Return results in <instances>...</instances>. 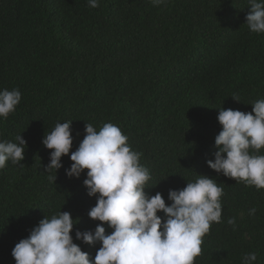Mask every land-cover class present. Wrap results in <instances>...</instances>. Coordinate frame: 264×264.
<instances>
[{"label":"trees","instance_id":"obj_1","mask_svg":"<svg viewBox=\"0 0 264 264\" xmlns=\"http://www.w3.org/2000/svg\"><path fill=\"white\" fill-rule=\"evenodd\" d=\"M249 11V0H99L95 8L88 0H0V90L22 94L0 118V140L18 143L20 134L27 142L24 160L0 169V264H16L15 244L61 211L77 222L73 242L94 260L101 242L75 233L102 223L88 215L97 197L83 183L87 169L78 178L65 170L86 123L98 131L109 122L142 154L149 195L160 192L170 205L169 190L200 175L223 188L221 222L203 237L195 264H242L252 252L253 264H264V188L207 163L218 150L220 108L248 113L264 100V33L249 29ZM68 121L70 153L45 171L53 150L42 140Z\"/></svg>","mask_w":264,"mask_h":264},{"label":"clouds","instance_id":"obj_2","mask_svg":"<svg viewBox=\"0 0 264 264\" xmlns=\"http://www.w3.org/2000/svg\"><path fill=\"white\" fill-rule=\"evenodd\" d=\"M156 5L164 0H152ZM90 7L99 0H88ZM246 15L249 29L264 33V0H249ZM236 98V97H234ZM22 99L19 89L0 90V118H7ZM237 99V98H236ZM239 100V99H237ZM252 112L220 108L218 121L222 130L215 136V159L209 167L217 173L243 181L246 185L264 188V100H257ZM71 121L58 122L45 134L42 143L52 149L45 171L62 167L61 157L68 155L73 144ZM86 136L78 149L71 152L74 162L66 174L79 177L87 169L83 183L89 196L97 202L88 213L102 223L92 231H76V239L85 243L101 242L94 260L73 242L74 224L70 212L61 211L44 217L27 238L12 249L16 264H195L202 254L203 237L212 223H220L223 188L213 178L200 175L181 190H169L166 204L163 195L145 192L149 170L140 163L141 153L132 150L121 129L105 123L98 131L86 123ZM17 142L0 140V169L11 160L18 164L25 158L27 142L19 134ZM56 180V175L50 177ZM98 194V195H97ZM166 219L162 220L158 212ZM255 211L254 209L252 210ZM234 224V219L228 221ZM104 223L112 228L106 234ZM255 252L247 253L242 264H253Z\"/></svg>","mask_w":264,"mask_h":264}]
</instances>
